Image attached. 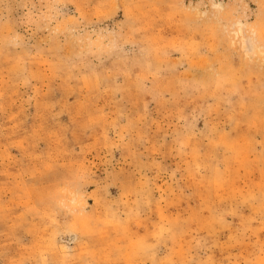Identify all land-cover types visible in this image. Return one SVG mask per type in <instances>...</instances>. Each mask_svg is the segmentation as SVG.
Segmentation results:
<instances>
[{"label": "rangeland", "instance_id": "1", "mask_svg": "<svg viewBox=\"0 0 264 264\" xmlns=\"http://www.w3.org/2000/svg\"><path fill=\"white\" fill-rule=\"evenodd\" d=\"M0 264H264V0H0Z\"/></svg>", "mask_w": 264, "mask_h": 264}, {"label": "bare ground", "instance_id": "2", "mask_svg": "<svg viewBox=\"0 0 264 264\" xmlns=\"http://www.w3.org/2000/svg\"><path fill=\"white\" fill-rule=\"evenodd\" d=\"M245 46L250 51H253L255 49V45H254V43L250 39H246L245 40Z\"/></svg>", "mask_w": 264, "mask_h": 264}]
</instances>
